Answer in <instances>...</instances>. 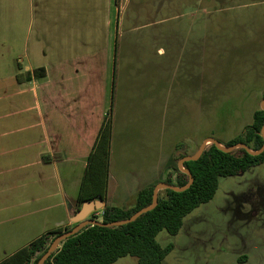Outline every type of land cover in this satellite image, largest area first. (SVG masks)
Instances as JSON below:
<instances>
[{"label": "rangeland", "instance_id": "374dc122", "mask_svg": "<svg viewBox=\"0 0 264 264\" xmlns=\"http://www.w3.org/2000/svg\"><path fill=\"white\" fill-rule=\"evenodd\" d=\"M64 2L49 5L42 22L35 19L30 55L22 58L20 73L26 75L24 66L51 70L62 63L73 65L76 60L88 66L97 55L105 56L106 69L112 70L115 48V70L134 71L131 78L125 79L135 81L137 92H127L125 101L118 107L113 102L111 110L106 80L104 103H95L85 123V129L96 123L99 126L103 113L117 110L110 145L109 185L111 193L118 183L114 196L121 202L120 207L130 205L132 185L137 180L157 176V164L163 166L177 137L170 132L169 106L151 97L167 91L170 75L166 70H170V64L165 62L166 72L159 67L157 70V66L175 52L176 45L182 43L177 39L184 38V32L192 34V41L200 28L205 32L201 45L206 56V108L202 112L189 109L185 117L187 126L192 123L196 127L195 143L208 138L220 142L235 138L251 123L252 113L261 108L264 0ZM163 21L182 25L174 32L170 29L177 35L170 43L156 35L160 30L157 24ZM158 48H163L165 57H158ZM36 81L39 84L41 80ZM38 84L0 87V261L48 233L53 219L63 214L60 207L48 209L65 203L61 170L45 164L46 159L53 160V155L51 137L46 138L43 122L48 120L50 133L55 128V112L44 103L54 100V94L41 91ZM188 128L183 129L182 136L188 135ZM195 151L192 148L191 152ZM52 238L46 240L47 248ZM156 242L161 247L172 245L161 264H264V162L242 174L219 178L213 199L189 213L177 234L163 230ZM113 264L138 262L126 256Z\"/></svg>", "mask_w": 264, "mask_h": 264}, {"label": "crops", "instance_id": "0c3cea01", "mask_svg": "<svg viewBox=\"0 0 264 264\" xmlns=\"http://www.w3.org/2000/svg\"><path fill=\"white\" fill-rule=\"evenodd\" d=\"M64 1L0 0V87H5L6 84L7 87L10 84L21 87L25 83L37 85L36 80L40 79L38 88L45 93L54 94V100L44 103L45 107H50L55 112V128H52L50 133L47 126L48 120L45 118L43 122L46 138L50 140L51 137L49 146L50 153L53 155V160L46 159L45 164H54L56 171L61 170L63 174L62 196L65 203L49 206L48 209L62 208L63 214L53 219V227L48 232L58 228L64 229L73 223L75 196L85 168L86 158L101 124L100 122L98 126L96 123V125L85 129V123L86 120H90L89 110H95V103L98 106L104 103L106 80L110 85L111 110L113 102L114 106L118 107V104L127 98V92L136 93L138 90L135 81L131 82L125 79V77L131 78L134 71L130 69L115 70L116 48L112 70L106 69V57L97 55V58H91L88 66L81 65L80 61L82 60L72 61L75 62L73 65L71 63L63 65L62 63L63 66L58 65L51 70L44 67L33 69L30 66H24L26 75L22 76L23 74L20 73L22 69L21 61L22 58L30 55L31 30L35 19L42 22L43 14L48 11L49 5L54 6L61 2L63 4ZM169 22L163 21L157 24V26L160 25V30L156 35L165 43L174 41L173 39L177 36L175 33L170 32V29H173L174 32L176 28L182 26L181 23L169 24ZM183 35L184 38L177 39L182 43L176 45L175 52L170 57L168 56L166 60H160L157 66V70L159 67L160 71H165L163 67L165 62L168 61V64H170V70H166L170 75V84L167 91L162 95L159 91V94H153L151 97V100L160 105L163 101L171 110L170 132L177 135L171 145V152L165 156L163 166L157 164V170L154 171V173L157 172L156 177L150 180H137L135 185H132L133 192L132 187L129 186L128 190H131L133 199L127 207H120L122 206L121 202L116 201L114 195L119 188L117 182H115L112 194L110 193L109 175L106 199L104 203L102 202V208L104 204L122 209L130 208L133 206L135 196L139 190L165 182L169 176L171 179L174 178V168H177V163H174L176 156L181 153L186 154L184 156L193 155L196 151L191 152L192 148L197 150L204 141L199 140V143L193 141V132H196V127L194 128L195 125L193 126L192 123L187 126L185 117L186 111L189 109L193 110L195 108L197 112L198 110L202 112V108H206L207 89L205 75L203 74L206 72V56L201 45L205 38V32L202 33L200 28L198 36L195 37L196 42L192 41V34L189 31L184 32ZM157 55L159 58H163L166 53L163 48H158ZM123 56L129 60L128 55L123 54ZM134 85L136 87H132ZM102 116H105L104 113ZM116 118L117 110L111 114V140L115 136ZM186 127H189L188 135L182 136L181 132ZM178 132L180 133L177 134ZM56 156L59 158L57 161L54 158ZM80 168L82 170L81 174ZM99 211L101 209L97 210V212Z\"/></svg>", "mask_w": 264, "mask_h": 264}, {"label": "trees", "instance_id": "16d2710c", "mask_svg": "<svg viewBox=\"0 0 264 264\" xmlns=\"http://www.w3.org/2000/svg\"><path fill=\"white\" fill-rule=\"evenodd\" d=\"M264 100V93L261 96ZM111 110L104 116L92 148L86 158L77 194L75 196L76 213L83 203L100 199L105 202L109 176V157L111 145ZM264 125V111L260 108L251 116V123L243 128L235 138L218 143L228 147L238 143L257 151L263 145L261 128ZM186 154L181 153L174 158L177 161ZM264 162V151L259 155H251L243 149L224 153L214 145L205 148L196 161L183 164L189 170L193 182L182 192L162 190L158 192L157 205L134 222L118 228L88 226L76 235L62 242L59 248L44 264H113L118 259L130 256L136 258L138 264H161L171 251L172 245L161 247L156 236L161 231L175 235L182 227L183 219L201 204L213 199L217 190L218 179L232 177L246 172L253 166ZM188 182L187 175L174 168V178L167 177L165 183L174 187H184ZM154 186L138 191L134 204L128 209L104 204L100 217L102 223H111L129 218L134 212L151 204ZM75 226V225H74ZM73 226V227H74ZM73 227L58 228L43 234L28 246L23 247L6 257L0 264H36L46 252V240H52ZM38 253V256H36Z\"/></svg>", "mask_w": 264, "mask_h": 264}, {"label": "water", "instance_id": "95a60500", "mask_svg": "<svg viewBox=\"0 0 264 264\" xmlns=\"http://www.w3.org/2000/svg\"><path fill=\"white\" fill-rule=\"evenodd\" d=\"M260 109L264 111V100H262ZM261 137L263 139V145L257 151L250 150L246 145H244L242 143H238V144H235L232 146L225 147V146L221 145L220 143H218L217 140H215V139H212V138L205 139L200 144V146L198 147V149L196 150V152L193 155L182 156L177 161L178 170L181 173L187 175V177H188L187 184L181 188L171 186L165 182H162V183L155 185L153 188V192H152L151 204L145 208H142V209L134 212L127 219L116 221V222H111V223H102L101 221H98V220L88 219V217L92 213H94L97 210L102 209V202L100 199H97L93 202L83 203L81 205V208L72 217V222L76 225L71 230H69L67 232H63L60 235H57L52 240V242L50 243L46 252L38 259L36 264H44L47 261V259L56 251L58 245H60L62 242H64L68 238L76 235L78 232H80L85 227H88V226H98V227H103V228L122 227L124 225H127V224L134 222L139 217H141L143 214L154 209L157 205V193H158V191H160V190H172L175 192H182V191L186 190L187 188H189L193 182V177H192L191 173L189 172V170L183 168V164L185 162L198 160L201 157L202 153L204 152L205 148L207 147V145H208L207 143H210V145H214L216 148L220 149L224 153H230V152H233L237 149H243L244 151H246L247 153H249L251 155H259L264 151V125L261 128ZM37 255H38V253H36V256Z\"/></svg>", "mask_w": 264, "mask_h": 264}, {"label": "built area", "instance_id": "2783aa9c", "mask_svg": "<svg viewBox=\"0 0 264 264\" xmlns=\"http://www.w3.org/2000/svg\"><path fill=\"white\" fill-rule=\"evenodd\" d=\"M101 214H102V212L101 211H99L97 214H95L94 216L95 217H100L101 216ZM95 220V219H94Z\"/></svg>", "mask_w": 264, "mask_h": 264}]
</instances>
